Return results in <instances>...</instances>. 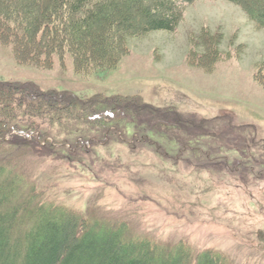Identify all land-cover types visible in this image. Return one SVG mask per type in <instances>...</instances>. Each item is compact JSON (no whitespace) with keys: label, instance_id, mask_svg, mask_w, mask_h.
I'll return each instance as SVG.
<instances>
[{"label":"rangeland","instance_id":"374dc122","mask_svg":"<svg viewBox=\"0 0 264 264\" xmlns=\"http://www.w3.org/2000/svg\"><path fill=\"white\" fill-rule=\"evenodd\" d=\"M25 47L33 44L27 40ZM263 63L264 28L229 0H194L173 31L128 38L113 67L89 74L78 72L69 54L49 69L21 65L10 44L0 42V81L81 98L136 95L171 109L182 122L204 124L202 132L171 118L134 115L150 145L134 149L114 141L77 161H67L61 150L25 147L11 158L23 159L21 167L48 182L59 201L126 221L137 236L183 239L196 249L216 248L235 264H264V86L256 79ZM68 124L67 133L49 128L50 140L71 137L76 126ZM129 128L131 141L139 129ZM12 134L6 141L18 140ZM156 146L174 156L158 155ZM1 151L14 152L7 145Z\"/></svg>","mask_w":264,"mask_h":264},{"label":"trees","instance_id":"16d2710c","mask_svg":"<svg viewBox=\"0 0 264 264\" xmlns=\"http://www.w3.org/2000/svg\"><path fill=\"white\" fill-rule=\"evenodd\" d=\"M193 1L0 0V42L10 44L21 65L49 69L56 57L63 62L69 54L75 69L89 74L113 67L125 53L128 38L152 30L173 31L184 7ZM229 1L264 28V0ZM27 40L33 44L30 49L25 47ZM256 73L264 86V63ZM134 115L157 117L159 122L171 118L183 128L204 129L202 122H182L171 109L154 108L136 95L81 98L67 92H44L30 82L0 81V264H235L216 248L196 249L183 239L137 236L126 221L73 208L50 192L48 182L26 172L21 167L23 159L11 158L25 147L61 150L67 161H77L91 156L96 147L109 149L114 141L134 149L150 145L152 138L147 139L143 122L135 123ZM39 120L48 127H41ZM68 121L76 126L72 136L60 140L54 135L50 140V129L68 132ZM134 124L139 130L133 131L130 141L129 125ZM12 132L19 141H6ZM5 145L14 152L2 154ZM155 152L171 154L161 149ZM245 166L243 171L248 169L246 162Z\"/></svg>","mask_w":264,"mask_h":264}]
</instances>
